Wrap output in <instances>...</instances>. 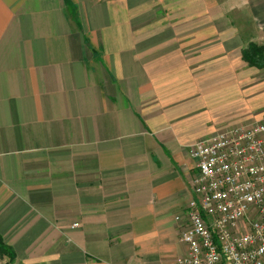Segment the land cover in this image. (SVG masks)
Masks as SVG:
<instances>
[{
    "label": "crops",
    "instance_id": "obj_1",
    "mask_svg": "<svg viewBox=\"0 0 264 264\" xmlns=\"http://www.w3.org/2000/svg\"><path fill=\"white\" fill-rule=\"evenodd\" d=\"M252 42L264 44V0H0L12 264L185 255L189 146L264 119V68L243 56Z\"/></svg>",
    "mask_w": 264,
    "mask_h": 264
},
{
    "label": "built area",
    "instance_id": "obj_2",
    "mask_svg": "<svg viewBox=\"0 0 264 264\" xmlns=\"http://www.w3.org/2000/svg\"><path fill=\"white\" fill-rule=\"evenodd\" d=\"M189 152L198 171L176 218L185 222L187 252L162 264H264V119L219 131Z\"/></svg>",
    "mask_w": 264,
    "mask_h": 264
},
{
    "label": "trees",
    "instance_id": "obj_3",
    "mask_svg": "<svg viewBox=\"0 0 264 264\" xmlns=\"http://www.w3.org/2000/svg\"><path fill=\"white\" fill-rule=\"evenodd\" d=\"M244 58L252 65L264 68V44L250 43L243 50ZM0 256L7 259L6 264H12L16 259L14 249L5 243L0 236Z\"/></svg>",
    "mask_w": 264,
    "mask_h": 264
},
{
    "label": "rangeland",
    "instance_id": "obj_4",
    "mask_svg": "<svg viewBox=\"0 0 264 264\" xmlns=\"http://www.w3.org/2000/svg\"><path fill=\"white\" fill-rule=\"evenodd\" d=\"M0 258H1V256H0ZM2 258H3V257H2ZM5 260H6V259H5ZM5 260L2 259L0 262H2V264H4ZM5 264H6V263H5Z\"/></svg>",
    "mask_w": 264,
    "mask_h": 264
}]
</instances>
